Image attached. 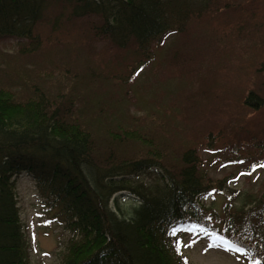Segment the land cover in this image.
Listing matches in <instances>:
<instances>
[{
	"label": "rangeland",
	"instance_id": "obj_1",
	"mask_svg": "<svg viewBox=\"0 0 264 264\" xmlns=\"http://www.w3.org/2000/svg\"><path fill=\"white\" fill-rule=\"evenodd\" d=\"M207 12L155 46L152 61L138 68L137 48L112 47L93 33L100 20L75 18L69 5L53 0L37 27L39 52L21 55L22 43L0 39V86L23 101L44 92L71 109L108 165L112 150L117 160L149 154L158 166L139 175L143 183L160 182L163 164L179 169L183 153L194 149L211 179L231 177V191L264 198V107L245 105L251 92L264 101V0H212ZM16 193L30 264H61L71 234L32 177H18ZM225 195L203 203L221 211ZM116 196L111 208L130 218L139 199L130 191ZM181 252L190 264H248L200 231L184 237Z\"/></svg>",
	"mask_w": 264,
	"mask_h": 264
},
{
	"label": "trees",
	"instance_id": "obj_2",
	"mask_svg": "<svg viewBox=\"0 0 264 264\" xmlns=\"http://www.w3.org/2000/svg\"><path fill=\"white\" fill-rule=\"evenodd\" d=\"M51 1L0 0V39L22 43L21 55L39 52L43 40L37 27ZM54 2L69 5L75 18L100 20L92 26L93 33L112 47L137 48L142 54L138 68L152 61L155 46L185 33L212 4V0ZM245 105L258 111L264 101L251 92ZM62 106L52 104L44 92L23 101L0 86V264H30L31 248L16 193V179L23 174L33 178L48 210L71 234L61 264H190L182 256L183 239L198 230L226 242L248 264H264V198L231 191V177L211 179L194 149L183 153L179 169L163 164L160 182L143 183L138 177L158 166L154 158L147 154L142 160H117L112 150L108 165L106 156L96 153L93 135ZM127 191L137 196L139 206L130 218H122L111 202ZM236 193L239 202L234 201ZM217 194L227 197L221 211L203 203Z\"/></svg>",
	"mask_w": 264,
	"mask_h": 264
}]
</instances>
